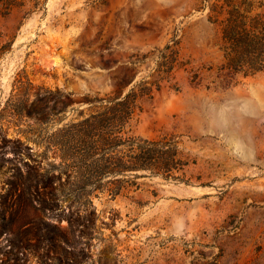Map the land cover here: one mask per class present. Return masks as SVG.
Instances as JSON below:
<instances>
[{"label":"rangeland","instance_id":"rangeland-1","mask_svg":"<svg viewBox=\"0 0 264 264\" xmlns=\"http://www.w3.org/2000/svg\"><path fill=\"white\" fill-rule=\"evenodd\" d=\"M105 118L111 138L168 150L163 165L86 169ZM42 185L68 243L38 229ZM0 252L264 264V0H0Z\"/></svg>","mask_w":264,"mask_h":264},{"label":"trees","instance_id":"trees-1","mask_svg":"<svg viewBox=\"0 0 264 264\" xmlns=\"http://www.w3.org/2000/svg\"><path fill=\"white\" fill-rule=\"evenodd\" d=\"M136 93L132 92L131 90L125 93L124 95H118L116 98V102L114 103L111 108L116 109L118 119L123 122L124 118L133 111V101L136 97ZM107 118H105L106 121ZM90 117L84 119L82 122H89ZM96 119L93 117V121L89 122L92 125ZM102 124L101 133L98 137L94 140V142H98L100 146L104 148V152L101 155L94 156L93 154H86L84 156V163L86 169H100L103 173L116 175L119 173H124L125 170L128 169H152L153 160H157L161 166L163 165V159L168 155V150H156L153 146L143 148V145L140 144L139 140L130 139V143H126L125 140H122L119 136L110 137L111 132L108 130V123L109 120ZM77 124V123H75ZM79 124V123H78ZM75 126V125H74ZM90 130L83 132L82 136L84 138L88 137L89 139L93 137L92 134L89 132ZM117 139L113 144L112 147L110 146L111 140ZM137 145V151L133 150V144ZM146 145H154V141H144ZM91 145V144H90ZM128 146V147H127ZM110 147V148H109ZM127 148V149H126ZM45 184V183H44ZM40 188V187H39ZM37 189L39 192V201L41 203L40 210V220L42 222V226L38 227V229H42L43 235L45 238H53V236L48 235L51 231L56 230V239L62 242H69L67 238L66 226H62L59 222H54L46 218V213H48V208L46 206L47 202V194L46 188L47 186L42 185L41 190ZM119 192V189H115L112 191V195ZM54 194V193H52ZM56 198L61 196L60 192L54 194ZM2 253V252H0ZM1 264V263H0Z\"/></svg>","mask_w":264,"mask_h":264}]
</instances>
